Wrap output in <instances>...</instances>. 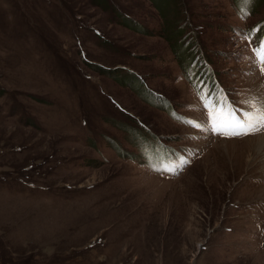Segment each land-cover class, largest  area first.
I'll list each match as a JSON object with an SVG mask.
<instances>
[{"label":"rangeland","instance_id":"rangeland-1","mask_svg":"<svg viewBox=\"0 0 264 264\" xmlns=\"http://www.w3.org/2000/svg\"><path fill=\"white\" fill-rule=\"evenodd\" d=\"M167 7L0 0V264H264V131L194 126L264 97V0Z\"/></svg>","mask_w":264,"mask_h":264},{"label":"snow or ice","instance_id":"snow-or-ice-1","mask_svg":"<svg viewBox=\"0 0 264 264\" xmlns=\"http://www.w3.org/2000/svg\"><path fill=\"white\" fill-rule=\"evenodd\" d=\"M248 3L249 0H241L242 12H246ZM254 54L261 72L264 73V40L256 44ZM204 99L208 101L205 103L208 120L198 122L194 126L207 127L210 131L228 137L248 136L264 131V97H254L244 101L247 107L243 111H238L226 99L210 98L207 95ZM178 119L183 118L178 117Z\"/></svg>","mask_w":264,"mask_h":264},{"label":"trees","instance_id":"trees-1","mask_svg":"<svg viewBox=\"0 0 264 264\" xmlns=\"http://www.w3.org/2000/svg\"><path fill=\"white\" fill-rule=\"evenodd\" d=\"M104 1V0H103ZM157 8H158V10H160L161 12H165V14L166 13H168L167 14V16L169 17V13L170 12H166V11H168V10H165V8H168L167 6H168V1L169 0H162V2L164 3V6L163 5H161L162 3L160 2V1H158V3H157V0H150ZM171 2H172V0H171ZM104 3V2H103ZM163 9H164V11H163ZM116 16H119V20L123 23V24H125V25H127L128 26V24H126V21H127V18H129V16L128 15H126V14H124V13H122V12H119V11H117L116 10ZM169 18H171V19H169L171 22H172V26H171V29H173V27H175L174 26V24H175V22H176V20H173V18L172 17H169ZM130 19V18H129ZM132 19V18H131ZM130 19V20H131ZM132 21V20H131ZM133 21L134 22H136V20H134L133 19ZM168 21V20H167ZM131 24V26L133 25V23H130ZM137 30H139V31H141L142 30V28L140 27V25H137V26H135V25H133ZM204 66V65H203ZM196 68V67H195ZM204 68V67H203ZM205 68H207L206 67V65H205ZM201 69V68H200ZM200 69H195L196 70V75H202V73H199L200 72ZM210 73V72H209ZM28 262V261H27ZM6 262H3V264H5ZM7 264H10V262H8ZM14 264H21V263H14ZM24 264H26V263H24ZM28 264H31V262H29Z\"/></svg>","mask_w":264,"mask_h":264},{"label":"bare ground","instance_id":"bare-ground-1","mask_svg":"<svg viewBox=\"0 0 264 264\" xmlns=\"http://www.w3.org/2000/svg\"><path fill=\"white\" fill-rule=\"evenodd\" d=\"M248 140H249V146H252L258 149V146H261L262 143H264V134H262L261 136L256 135V137L254 136L248 137Z\"/></svg>","mask_w":264,"mask_h":264}]
</instances>
